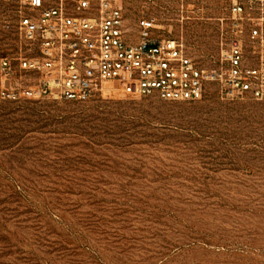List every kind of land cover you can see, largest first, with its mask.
Returning a JSON list of instances; mask_svg holds the SVG:
<instances>
[{
	"label": "rangeland",
	"instance_id": "rangeland-1",
	"mask_svg": "<svg viewBox=\"0 0 264 264\" xmlns=\"http://www.w3.org/2000/svg\"><path fill=\"white\" fill-rule=\"evenodd\" d=\"M19 1L0 0V58L20 48ZM181 2L132 0L128 26L147 14L213 67L228 0ZM0 231V264H264V101L215 83L196 101L111 83L84 102L0 99Z\"/></svg>",
	"mask_w": 264,
	"mask_h": 264
},
{
	"label": "built area",
	"instance_id": "built-area-1",
	"mask_svg": "<svg viewBox=\"0 0 264 264\" xmlns=\"http://www.w3.org/2000/svg\"><path fill=\"white\" fill-rule=\"evenodd\" d=\"M130 1L20 0L15 28L21 45L14 56L0 58V99L84 102L103 95L105 84L111 83L139 96L196 101L215 83L229 99L264 101V37L258 13L264 2L257 7L250 0H228L233 37L207 68L180 39L157 33L154 18L147 14L137 19L132 32L126 12ZM244 25L254 44L252 59L241 36ZM23 74L36 83H24Z\"/></svg>",
	"mask_w": 264,
	"mask_h": 264
},
{
	"label": "trees",
	"instance_id": "trees-1",
	"mask_svg": "<svg viewBox=\"0 0 264 264\" xmlns=\"http://www.w3.org/2000/svg\"><path fill=\"white\" fill-rule=\"evenodd\" d=\"M2 232L0 231V243H5L6 239L5 237L1 236Z\"/></svg>",
	"mask_w": 264,
	"mask_h": 264
}]
</instances>
